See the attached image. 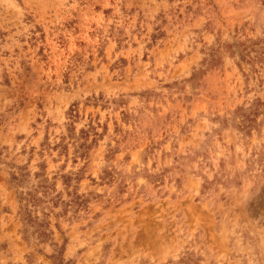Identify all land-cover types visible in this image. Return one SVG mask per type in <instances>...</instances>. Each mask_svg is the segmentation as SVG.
I'll use <instances>...</instances> for the list:
<instances>
[{
	"label": "rangeland",
	"instance_id": "obj_1",
	"mask_svg": "<svg viewBox=\"0 0 264 264\" xmlns=\"http://www.w3.org/2000/svg\"><path fill=\"white\" fill-rule=\"evenodd\" d=\"M0 264H264V0H0Z\"/></svg>",
	"mask_w": 264,
	"mask_h": 264
}]
</instances>
